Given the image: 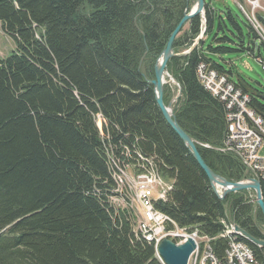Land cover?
Listing matches in <instances>:
<instances>
[{"label": "trees", "instance_id": "1", "mask_svg": "<svg viewBox=\"0 0 264 264\" xmlns=\"http://www.w3.org/2000/svg\"><path fill=\"white\" fill-rule=\"evenodd\" d=\"M195 2L0 0L2 30L16 46L0 58V264H163L154 243L136 236L127 212L110 204L115 159L121 166L152 163L171 181L167 199L155 207L179 228L208 237L222 263L234 240L226 235L228 222L264 240L253 192L219 199L155 100V64ZM220 13L206 0L205 21L192 18L174 49L190 50L203 29L207 37L217 27L216 45L201 40L170 60L168 72L181 89L173 107L179 126L209 146L198 150L215 174L241 182L250 171L221 151L226 108L200 82L198 68L227 75L264 117L260 94L209 56L257 50L260 57L261 48L238 13L226 9L230 25ZM173 98L165 85V104ZM238 241L264 264L263 248Z\"/></svg>", "mask_w": 264, "mask_h": 264}, {"label": "built area", "instance_id": "2", "mask_svg": "<svg viewBox=\"0 0 264 264\" xmlns=\"http://www.w3.org/2000/svg\"><path fill=\"white\" fill-rule=\"evenodd\" d=\"M245 3L248 9L242 5L239 7L256 36V48L264 47V0H245ZM260 63L264 68L262 59ZM198 78L214 97L224 103L226 108V131L221 151L235 155L246 170H250L248 176L259 180L261 185H264V157L259 154L264 148V117L250 107V94L237 87L227 75H221L207 68L206 65L199 66ZM115 160L113 164L116 170L118 173H124L125 180H133L136 193L125 192L122 184H115L113 192L120 197L125 194L137 197V203L140 205L138 212L144 213L145 234H148V238L156 244L165 237L185 239L187 235L184 230H180L168 216L153 209L152 195L155 188L160 186L162 193L159 198L165 199L166 192L171 187L166 189L156 175L152 163L149 167L142 165L143 171L133 178L128 175L127 166L125 164L120 166ZM131 209H135L134 206ZM169 224L175 228L168 230ZM233 231H235V224ZM193 237L195 240H207V238L198 237L197 234ZM210 247L206 245L202 251L198 247L190 264H258L256 254L237 243V240L229 239L225 263L217 259Z\"/></svg>", "mask_w": 264, "mask_h": 264}, {"label": "water", "instance_id": "3", "mask_svg": "<svg viewBox=\"0 0 264 264\" xmlns=\"http://www.w3.org/2000/svg\"><path fill=\"white\" fill-rule=\"evenodd\" d=\"M205 5L206 0H196L195 5L187 10L175 28V30L170 35L165 49L162 54L158 58L155 67H154V79L151 81V84L154 88V95L156 103L161 111L165 121L168 125L173 129V131L179 136V138L183 141L192 157L197 161L202 170L207 175L211 187L215 194L219 199L223 200L228 195L232 193H237L241 191H253L256 195V206L261 211L264 217V199L262 196V185L257 179H250L248 182H230L225 178L215 174L213 170L205 163L203 160L198 146L202 145L193 138H191L178 124L176 116L174 114V104L178 101L181 96V89L179 88V95L174 97L169 104H165L164 102V93H165V85L166 78L172 80L173 77L168 72V63L173 58L181 57L189 54L194 48H196L199 42L203 39L206 30L202 32V34L197 38L193 47L182 53L176 54L174 49V42L181 30L186 26V24L194 17L201 16L204 19L205 16ZM205 21V19H204ZM174 80V79H173ZM175 81V80H174ZM176 83V82H175ZM261 100L264 101V95L261 96ZM236 232L240 233L242 237L255 246L264 247V240H259L253 238L239 226H235ZM264 235V231L262 232ZM197 246L195 241L189 237L184 243L177 244L169 238L163 239L157 247V252L159 257L162 259L164 264H189L190 258L195 252Z\"/></svg>", "mask_w": 264, "mask_h": 264}, {"label": "rangeland", "instance_id": "4", "mask_svg": "<svg viewBox=\"0 0 264 264\" xmlns=\"http://www.w3.org/2000/svg\"><path fill=\"white\" fill-rule=\"evenodd\" d=\"M208 2H212V6L217 11L221 12V16L227 21L225 11L227 8H230L234 13H238L241 17V19L245 22H247V19L243 12L240 10V8L237 5L236 0H207ZM230 25L229 21H227ZM241 25L244 27V33L245 36H248V28L242 23ZM218 33V28L216 27L212 33L208 34V36L205 38L206 45H216V42L213 40L215 35ZM248 41V39H247ZM16 49L14 40L7 36L1 27L0 23V58L6 59L8 58ZM260 57L264 61V48L260 49ZM209 56L220 65L224 66V68L229 71L230 69H233L241 78L245 79V81L248 83L249 87L252 89V91L259 93L260 97L264 95V68L263 65L260 63L259 53L256 50L254 55H248L245 53H229V54H223V55H216V54H209ZM234 80L237 79V77H233ZM166 85H169L171 90L174 93V97H177L179 95V88L177 83L172 79L166 78L165 80ZM263 104L264 101L260 100ZM101 125V124H100ZM260 156L264 157V148L259 152ZM128 175L130 177L135 178L136 169H133L132 167H129ZM114 179L116 182L120 183V180L123 179V185H127L128 180H125L124 173H117L114 174ZM130 187L129 185L125 188L124 191L128 193H135L133 185L131 183ZM159 189L156 187L154 196L158 197L159 195ZM253 195V194H252ZM133 201V196H131ZM117 197H111L110 198V204L112 207H115V210L118 212L119 208L122 209V205L118 202ZM135 201V196H134ZM139 214H142V212H138V208L135 203V215L138 217ZM167 216V215H166ZM135 222V221H133ZM188 235V234H186Z\"/></svg>", "mask_w": 264, "mask_h": 264}, {"label": "bare ground", "instance_id": "5", "mask_svg": "<svg viewBox=\"0 0 264 264\" xmlns=\"http://www.w3.org/2000/svg\"><path fill=\"white\" fill-rule=\"evenodd\" d=\"M254 42H256V41L254 40L253 43ZM117 173H118V170H117V172L115 174H117ZM119 175H120V173H119ZM113 179H114V176H113ZM115 182H116V180H115ZM120 182L122 184V189H124V187L126 188L128 185L130 187V184L129 183H131L133 185L134 192L136 193V185L133 184V180H128V182H126V183H128L127 185H123V179H121ZM116 183L117 184H120L118 182H116ZM135 201L137 202V197L136 196H135ZM252 202H254V195H252ZM153 209H155L154 206H153ZM136 218H137V220H136V223L135 224H136V233H137V235L139 237L143 238L144 240H146L148 243H153V241H151L150 238H148V234H145L144 213L142 212V214H139L138 217L136 216ZM233 230H234V224H227L226 225V235H229V236L233 237L234 240H237V243H240L241 245H243L244 247H246L247 249H249L246 244L238 241V238L240 237V234L237 233L236 231H233ZM257 247H259V246H257ZM259 248L262 249L263 247H259Z\"/></svg>", "mask_w": 264, "mask_h": 264}]
</instances>
